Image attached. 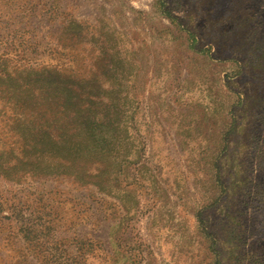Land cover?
<instances>
[{
    "label": "rangeland",
    "instance_id": "1",
    "mask_svg": "<svg viewBox=\"0 0 264 264\" xmlns=\"http://www.w3.org/2000/svg\"><path fill=\"white\" fill-rule=\"evenodd\" d=\"M0 264H264V0H0Z\"/></svg>",
    "mask_w": 264,
    "mask_h": 264
}]
</instances>
